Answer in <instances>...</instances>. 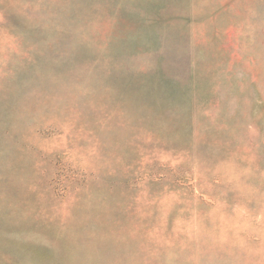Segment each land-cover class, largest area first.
Returning <instances> with one entry per match:
<instances>
[{
	"label": "rangeland",
	"instance_id": "rangeland-1",
	"mask_svg": "<svg viewBox=\"0 0 264 264\" xmlns=\"http://www.w3.org/2000/svg\"><path fill=\"white\" fill-rule=\"evenodd\" d=\"M0 264H264V0H0Z\"/></svg>",
	"mask_w": 264,
	"mask_h": 264
}]
</instances>
